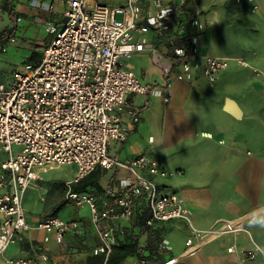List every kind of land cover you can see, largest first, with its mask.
<instances>
[{
	"label": "crops",
	"instance_id": "crops-1",
	"mask_svg": "<svg viewBox=\"0 0 264 264\" xmlns=\"http://www.w3.org/2000/svg\"><path fill=\"white\" fill-rule=\"evenodd\" d=\"M65 1L15 0L14 13L21 18L28 16L38 24H47V28L50 25L59 28L64 20ZM125 1L103 2L115 6ZM164 1L175 5L179 22L197 18L203 25L201 30L192 31L199 51L193 61L204 62L207 56L221 57L229 60L228 66L219 70L213 82L200 70L187 81L175 78L177 68L165 76L148 52L125 58L134 60L122 66L131 70L142 84L159 87L163 96L128 94L120 117L128 124L130 117L126 110L135 106L139 120L129 127L126 139L111 142L108 151L121 162L139 155L156 160L159 168L167 172L165 177L142 169L137 172L153 181L160 193L181 196L197 230L215 227L221 220L236 219L242 220L245 229L205 241L194 253L185 254L187 239L195 243L198 239L192 236L184 221L154 224L161 229L163 239L157 250L163 258L149 263L176 258L174 264H264V79L254 72V69H264V0ZM189 38L187 35L182 40ZM153 41L161 52L173 58L165 42ZM237 58L247 66L238 63ZM168 88L172 96L164 101ZM227 100L235 103L239 115L234 116L227 110ZM19 150L18 146H12L13 154ZM8 157L0 147V162ZM68 166L73 167V175L57 177L56 183L74 179L77 167ZM97 170L101 189L92 188L87 192L98 200L121 192L123 182L131 177L128 171L115 167ZM36 171V182L45 181L42 173ZM2 175L8 182L9 172L0 169V181ZM36 182L25 191L22 200L27 219L33 225L43 220L42 214L68 202L64 199L67 190H41ZM6 189L0 186V192ZM39 208L44 213L38 214ZM127 225V220L116 223L120 235L129 231L125 229ZM90 228L94 233L91 225ZM45 238L48 239L45 241ZM69 239L66 236L64 243L68 244ZM139 241L140 247H144L147 235H142ZM33 246L47 253L50 264L67 259L65 245L56 244L52 234L33 228L15 238L0 256V264H6L7 259L32 257ZM254 247L258 251L248 258L246 252ZM138 260L128 257L123 264Z\"/></svg>",
	"mask_w": 264,
	"mask_h": 264
},
{
	"label": "built area",
	"instance_id": "built-area-1",
	"mask_svg": "<svg viewBox=\"0 0 264 264\" xmlns=\"http://www.w3.org/2000/svg\"><path fill=\"white\" fill-rule=\"evenodd\" d=\"M175 10L174 4L164 0H126L115 6L102 0H66L64 20L59 28L48 26L53 38L42 48L40 59L16 70L8 87L0 84V147L9 154L0 162V169L9 172V181L4 175L0 181L1 187L8 188L0 192V256L18 235L33 228L52 234L58 245L67 235L80 232L78 221H64L56 216L33 225L22 204L25 191L38 179L36 168L48 170L69 164H75L77 171L74 179L66 182V199L77 207H89L90 224L99 239L93 253L102 255L104 264L116 245V223L129 220L143 198L150 212L149 226L182 220L198 244L245 229L242 220L236 219L221 220L215 227L197 230L181 196L160 193L153 181L137 172L142 169L165 177L167 172L159 168L156 160L139 155L121 162L108 151L110 143L124 141L129 127L139 120L135 106L126 110L128 124L120 117L127 95L163 96L159 87L142 84L131 70L124 68L122 58L148 52L165 76L177 68L175 78L187 81L200 70L213 82L219 70L228 66L229 60L221 57L193 61L199 51L192 31L201 30L203 25L197 18L179 22ZM187 35L189 40H182ZM153 39L165 42L173 58L161 52ZM237 62L247 66L241 58ZM254 72L264 79V69ZM171 96L168 88L164 101ZM12 146L20 148L17 154L12 153ZM114 167L131 176L116 195L98 200L92 193L72 190L73 184L96 168ZM197 243L188 238L186 250ZM255 251L257 247L248 250L247 257L252 258ZM32 254L28 258L7 259L5 263L50 264L47 253L39 248L33 246Z\"/></svg>",
	"mask_w": 264,
	"mask_h": 264
},
{
	"label": "rangeland",
	"instance_id": "rangeland-1",
	"mask_svg": "<svg viewBox=\"0 0 264 264\" xmlns=\"http://www.w3.org/2000/svg\"><path fill=\"white\" fill-rule=\"evenodd\" d=\"M3 4L4 0H0V29L1 31L13 29V34L4 37L0 35V84L8 87L13 81V73L16 70L21 69L24 64L28 62H36L41 57L43 44L52 39L53 34L49 33L47 24H38L34 20L32 21L28 16L18 20L19 15H17L16 21L13 22L8 17V13L4 10ZM13 5H15V0ZM11 39H13V41H11ZM3 48H5V51L2 50ZM32 52H38L40 57L30 59ZM133 60L134 59H121V63L123 65L126 63L131 64ZM72 166L62 165L48 170L36 168L35 170H39L42 173V178H44L45 181L41 183L35 181V185H37V187L41 185V190H67L66 182L58 184L55 179L61 176L73 175ZM95 170H97V168ZM33 186L34 184H31L29 188ZM64 199H66V192ZM26 210L30 211L29 208H26ZM42 212L43 211L39 208L37 213L41 214ZM48 213L49 212H46V215L42 214L44 216L41 219L51 217V214L64 221H78L80 226L79 233L67 235L70 238L68 244H65V241L63 242V246L65 245L64 253H66L67 259L57 264H86L87 254H94L95 247L99 245V239L96 233H93L90 228L89 207H87V205L77 207L72 202L68 201L56 212ZM126 233L127 232H125V234ZM139 260L143 261V264L164 263H149L141 259ZM133 264H135V262Z\"/></svg>",
	"mask_w": 264,
	"mask_h": 264
},
{
	"label": "trees",
	"instance_id": "trees-1",
	"mask_svg": "<svg viewBox=\"0 0 264 264\" xmlns=\"http://www.w3.org/2000/svg\"><path fill=\"white\" fill-rule=\"evenodd\" d=\"M14 0H4V10L8 13V17L13 22L16 21L17 14L14 13ZM13 34V29L3 30L0 35L6 36ZM40 57L38 52H32L30 59ZM99 170H95L77 183L72 185L74 192H87L88 190L101 189L99 184ZM64 203H60L53 213L60 209ZM50 216H54L51 215ZM150 218L149 208L145 199H141L133 211L132 217L127 220L128 225L126 229L129 231L120 236L118 228L115 227L116 245L107 258L105 264H123L128 257H135L148 262L160 261L163 257L157 250L158 245L162 242L161 229L157 225H148ZM142 235H147V243L144 247H140L139 238ZM104 258L102 255L87 254L86 264H103Z\"/></svg>",
	"mask_w": 264,
	"mask_h": 264
},
{
	"label": "water",
	"instance_id": "water-1",
	"mask_svg": "<svg viewBox=\"0 0 264 264\" xmlns=\"http://www.w3.org/2000/svg\"><path fill=\"white\" fill-rule=\"evenodd\" d=\"M226 106L228 107V111L230 112V113H232L234 116L235 115H239V109H238V107L235 105V103L233 104L232 102H231V100H227L226 101Z\"/></svg>",
	"mask_w": 264,
	"mask_h": 264
},
{
	"label": "bare ground",
	"instance_id": "bare-ground-1",
	"mask_svg": "<svg viewBox=\"0 0 264 264\" xmlns=\"http://www.w3.org/2000/svg\"><path fill=\"white\" fill-rule=\"evenodd\" d=\"M202 243H197L196 245H193L191 248H189L188 250H186V252H184L185 254H187V253H191V252H193V251H195L196 249H197V247L199 248V246L201 245ZM176 261V258H173V259H171L170 261H168V262H166V263H164V264H172V263H174Z\"/></svg>",
	"mask_w": 264,
	"mask_h": 264
}]
</instances>
